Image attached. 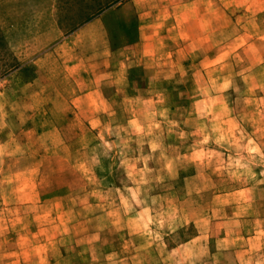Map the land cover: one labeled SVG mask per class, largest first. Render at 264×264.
Masks as SVG:
<instances>
[{
	"label": "rangeland",
	"instance_id": "obj_1",
	"mask_svg": "<svg viewBox=\"0 0 264 264\" xmlns=\"http://www.w3.org/2000/svg\"><path fill=\"white\" fill-rule=\"evenodd\" d=\"M0 264H264V0H0Z\"/></svg>",
	"mask_w": 264,
	"mask_h": 264
},
{
	"label": "crops",
	"instance_id": "obj_2",
	"mask_svg": "<svg viewBox=\"0 0 264 264\" xmlns=\"http://www.w3.org/2000/svg\"><path fill=\"white\" fill-rule=\"evenodd\" d=\"M135 43V45H137L138 43L137 42H134ZM134 45V44H133ZM84 95H88V93L86 94V93H83Z\"/></svg>",
	"mask_w": 264,
	"mask_h": 264
}]
</instances>
